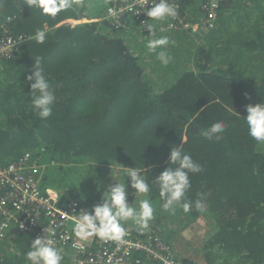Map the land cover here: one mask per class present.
Returning <instances> with one entry per match:
<instances>
[{"label":"trees","instance_id":"16d2710c","mask_svg":"<svg viewBox=\"0 0 264 264\" xmlns=\"http://www.w3.org/2000/svg\"><path fill=\"white\" fill-rule=\"evenodd\" d=\"M82 1L69 0L70 7L51 16L29 0H0V37L6 30L14 38L28 37L0 59V167L31 152L47 165L45 188L62 192L63 201L93 208L115 177L130 182L124 170L114 175L117 164L141 169L151 183L169 166L171 147L182 144L203 169L190 174L186 197L195 201L198 193H210L207 210L193 208L189 223L181 219L176 229L172 215L181 214L163 209L155 185L144 195L128 188L133 206L148 198L154 212L147 228L132 220L123 226L143 239L159 236L172 244L202 217L210 225L204 262L183 259L184 264H264V142L249 136L244 121L246 105L264 102V78H259L264 75V0H223L215 28L201 35L194 51L179 48V58L164 66L161 86L145 73L146 57L132 51L129 34L120 36L108 21L66 22L96 19L109 5L96 0L90 12ZM178 1L183 15L190 7L194 14L205 13V0ZM249 5L259 10L246 12ZM37 29L46 31L43 44L33 38ZM37 57L56 96L47 119L34 112L26 80ZM218 121L227 125L221 140L200 135ZM33 239L19 235L0 243V253L8 243L16 250L0 264H30L25 253ZM61 255V264H73L67 251Z\"/></svg>","mask_w":264,"mask_h":264},{"label":"built area","instance_id":"2783aa9c","mask_svg":"<svg viewBox=\"0 0 264 264\" xmlns=\"http://www.w3.org/2000/svg\"><path fill=\"white\" fill-rule=\"evenodd\" d=\"M222 1L205 0L204 17L200 24H194L187 14L181 13L180 1L169 0L175 4L177 15L165 18L164 27L167 30L214 29ZM152 4L153 0H109L105 11L94 20L108 21L117 29L134 20L141 26L144 21L149 23L144 11ZM5 34L0 37V59L12 55L28 40L26 36L14 38L7 34V30ZM46 166L40 162L39 156L25 152L10 164L0 167V243L16 239L19 235L31 236L33 240L47 235L55 247L73 253L74 264H184L183 259L187 258L180 257L175 241L169 244L159 236L143 239L131 226H124L126 234L120 241L96 236L83 240L76 237L73 232L75 218L81 211H91L92 208L78 200L63 201L62 192L45 188ZM143 233L139 232L140 235ZM190 260L204 262L203 257Z\"/></svg>","mask_w":264,"mask_h":264},{"label":"clouds","instance_id":"9594fccd","mask_svg":"<svg viewBox=\"0 0 264 264\" xmlns=\"http://www.w3.org/2000/svg\"><path fill=\"white\" fill-rule=\"evenodd\" d=\"M29 5L42 9L44 14L51 16H55L61 9L71 6L69 0H59V3L57 0H29ZM144 12L150 20L161 21L167 17H175L177 8L169 0H158V2L153 0V4ZM142 26L149 33L148 49L156 53V58L162 65L167 66L171 61V56L166 50L170 44L169 37H157L156 27L153 23L144 21ZM33 38L37 43L43 44L47 39L46 31L37 29ZM158 49L160 51H157ZM26 80L30 85L34 112L39 118L47 119L52 115V106L56 101V96L44 75L42 58L37 57L34 60L31 74L26 76ZM245 98H249L247 94H245ZM245 111L247 115L244 121L249 136L257 142H264V102L255 105L248 104L245 106ZM226 127L224 122L218 121L209 127L202 128L200 135L208 140L219 141L223 138L222 134ZM168 162L169 166L160 172L151 183L141 174V169L126 168L117 164V173L122 168L126 173L125 177L130 178V182L126 185L125 180L124 182L115 181L104 193L102 203L95 205L91 211H81L75 218L73 228L75 236L82 240L96 236L104 240L120 241L126 234L122 222L132 220L140 227L147 228L148 222L153 218V205L148 198H143L139 200L138 208L133 206L132 202L128 200V188L133 189L135 194L144 195L150 192L152 185H155L163 199V209L173 214L177 206L181 207L185 213L190 212L193 208L200 213L205 212L207 196L210 193H198V198L195 201L188 200L186 197L191 186L190 174L200 173L203 170L202 166L184 151L182 144L171 147ZM143 170L145 171L144 168ZM47 231L45 229V232ZM62 252L63 250L55 247L53 240L45 235L37 237L31 243L30 250L25 253V257L30 264H61ZM67 253L72 259L73 253L70 251Z\"/></svg>","mask_w":264,"mask_h":264},{"label":"rangeland","instance_id":"374dc122","mask_svg":"<svg viewBox=\"0 0 264 264\" xmlns=\"http://www.w3.org/2000/svg\"><path fill=\"white\" fill-rule=\"evenodd\" d=\"M82 2L86 6H88V10L91 12L92 8H93L92 4H96L97 1L96 0H83ZM195 4L201 5V1H197V3L195 2ZM235 8H238L239 11L244 10L245 8H248L246 12H252L254 10H259V8L257 6H250V5L246 6L243 9H242V6H237ZM88 10L85 13H87ZM191 14H192V12H191L190 8H188L187 9V16L190 15L189 18L193 19L195 16L191 15ZM196 14H198L200 17H204V15L202 13H196ZM69 22H71L73 25H76V24L84 23V22H92L93 23V22H95V20L94 19L89 20V19L85 18V19H82L79 21L78 20H69ZM166 22H167L166 19L161 20V21H154L153 24H155V27H157V30H156V36L157 37L167 35V33H166V35H163V33L161 32V31L167 30L164 27ZM141 26H139V24H136L133 21H131L130 24H126L125 26H120L117 30L120 31V34H119L120 36L123 35L122 32H125V33L130 35L129 45H130V48L132 49V51H134L136 55L142 54L143 57H146L145 59H142V62L144 63V65L146 67L145 73H147L149 76H150V74H153L154 78L158 79L160 86H161L162 84H164V83H162L163 80L161 79V77L164 73L163 69H164L165 65H162L160 61H156L153 59L154 57H156V53L151 52L147 47V42H148L149 37L140 36L141 31H143V32L146 31V29H143ZM199 30H200V28L196 29V33ZM168 31H175V32L179 33V35H180L179 39H178V35H174L173 37H171V39L177 40L176 41L177 46L181 47L183 44V41H185L186 39L189 40V38H187V36L182 37V35H185L184 32H188V33L192 34L193 30L190 28L188 30L168 29ZM202 34H206V33L200 32V38H201ZM134 37H137V38H134ZM194 37H195V35H194ZM140 44H145V45H140ZM157 51H160V49H158ZM151 55H154V56L152 57ZM175 55H176V58H179L177 56V54H175ZM173 65H175V63ZM156 74L158 76H156ZM259 78L260 79L264 78V75L259 74ZM158 88H159V86H158ZM121 170H123V169L121 168L119 170V173H117V170H116L114 175L118 176V174H120ZM106 177H107V181H109L108 180L109 176H106ZM114 182H112V183H114ZM108 186H109V184H108ZM108 186L104 185L105 188H107ZM176 209L179 211L181 216L177 215V214L172 215V218L178 221L177 226L176 227L174 226L173 228H178L181 219L185 218V220L188 223L190 221L189 215L187 213H185L181 207L177 206ZM209 226L210 225L208 224V221L201 217V218L195 220L192 224H190L188 227L183 229L179 234H177L173 238L174 241L176 242V248L178 250L180 257H186L187 259H195V260H199L200 258L202 259V257H203L202 253L203 252L201 250H202V247H203L205 240L208 238L207 236H208L209 229H210ZM0 245H2V244H0ZM14 254H16V250L10 246V243H8L7 245L4 244V251L2 253H0V259L5 258V256L9 257V255H14Z\"/></svg>","mask_w":264,"mask_h":264},{"label":"crops","instance_id":"0c3cea01","mask_svg":"<svg viewBox=\"0 0 264 264\" xmlns=\"http://www.w3.org/2000/svg\"><path fill=\"white\" fill-rule=\"evenodd\" d=\"M198 6V4H197ZM202 7V6H201ZM190 10L192 12L191 15H194L195 17L193 19H190L192 21V23L194 24H200L203 17H200L198 14H194L193 13V9L190 7ZM190 17V15H188ZM156 30H157V27H156ZM160 31V30H159ZM163 33V35H167L169 37V40H170V44L167 46L168 49L167 52L168 54L171 56V62H174L175 59H178L176 58V52H179V51H182V50H186L187 52H190V51H194L196 49L197 46L200 45V32L201 33H206L207 31H204L202 29H200L197 33H196V30L195 31H192V34L191 33H188V32H184L185 35H182L183 36H187L188 39H186L185 41H183V44L181 47H178L177 44H176V41L177 40H172L171 37H173L174 35H178V39L180 38V35L179 33L175 32V31H168V30H165V31H161ZM195 35V37H194ZM140 36H141V32H140ZM143 37H149L147 36V32L144 33ZM191 39H194L191 40ZM130 43V41H129ZM195 45V47H193ZM184 46V47H183ZM181 48V49H179ZM183 52V51H182ZM177 54H181V53H177ZM184 57L186 56V54H182ZM192 57V54H190V58ZM154 60L156 61H159L156 57L153 58ZM173 65V64H172ZM114 181H117L116 180V177L114 178ZM177 229V228H176ZM177 235V234H176ZM175 247H176V242H175Z\"/></svg>","mask_w":264,"mask_h":264}]
</instances>
